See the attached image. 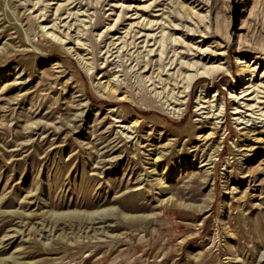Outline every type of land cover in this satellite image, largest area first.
<instances>
[{"label": "rangeland", "instance_id": "1", "mask_svg": "<svg viewBox=\"0 0 264 264\" xmlns=\"http://www.w3.org/2000/svg\"><path fill=\"white\" fill-rule=\"evenodd\" d=\"M243 90L264 0H0V264H264Z\"/></svg>", "mask_w": 264, "mask_h": 264}, {"label": "bare ground", "instance_id": "2", "mask_svg": "<svg viewBox=\"0 0 264 264\" xmlns=\"http://www.w3.org/2000/svg\"><path fill=\"white\" fill-rule=\"evenodd\" d=\"M156 24H158V23H156ZM152 29H154V27L152 28V26L150 25V27H148V30H152ZM175 29H178V27L175 26ZM146 35H147V33H146ZM147 38H148V45H149V41L150 40H156V38L154 39V34L153 33H150V32L147 35ZM147 38H145L144 40H147ZM155 42H154V44H155ZM180 42H182L181 44H186L182 40H180ZM145 44H147V43H145ZM190 50H193V48H191ZM154 51L155 50L153 48H150L149 49V54L152 55ZM200 51H201V49H200ZM162 53L163 52L160 51V56H162ZM154 54H156V53H154ZM192 54H194V56H197L195 53H192ZM206 59H207L206 55H204L201 58L202 62L206 61ZM210 59H212V58H210ZM173 63H174V61H172L171 64H173ZM177 63H176V65H177ZM151 64H152V60H151V57H150L149 63L146 65V67H148L149 69L152 68ZM179 64L181 65V67H187L188 69H193L194 70V73L187 74V76H186L187 85L185 86V90H183L182 92H188L191 89V86H192L193 82L196 81L198 78H200V77H202L204 75L210 77L211 75H213V73H218V72H222L223 71V67H220V66L209 67V68L208 67L207 68L205 67L203 71H200V68L201 67H199V66L201 65V61H195V62L189 63V62H186V61L181 60V61H179ZM176 65L174 67H176ZM171 67H172V65H171ZM249 71L250 70H249V67H248L247 69H245L243 71V73H247ZM174 85H176V84H174ZM246 90H248V89H246ZM243 92H245V93L243 94V96H241V98L242 99H245V101L243 103H241V104H240V102H238L239 105L237 107H235V112H234L235 114H239V116L237 117L238 121H241L240 123H243V121L246 119V116H249V119L248 120L246 119V120L247 121H250L251 119L254 118L255 114H259V117L262 118V122H263L264 121V110H263L264 109V100L261 99L262 97L259 96L258 93H256L254 96H251L252 92L245 91V90H243ZM240 106L243 107V108H246L247 110H250L251 112L250 113H247V110H244L243 111L242 109H239ZM221 113H222V110L220 109L219 112L217 111L215 113L216 114V117L217 118H220L221 115H223V113L222 114ZM241 117L243 118V120H240ZM254 122L256 123V121H254ZM209 160H211V159H209ZM208 164H209V161L206 162L204 165H208Z\"/></svg>", "mask_w": 264, "mask_h": 264}]
</instances>
